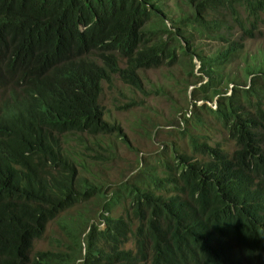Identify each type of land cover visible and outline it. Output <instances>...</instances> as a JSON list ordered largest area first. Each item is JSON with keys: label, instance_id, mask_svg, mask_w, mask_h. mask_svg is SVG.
Masks as SVG:
<instances>
[{"label": "trees", "instance_id": "obj_1", "mask_svg": "<svg viewBox=\"0 0 264 264\" xmlns=\"http://www.w3.org/2000/svg\"><path fill=\"white\" fill-rule=\"evenodd\" d=\"M185 10L173 32L154 0H0V264H264V58L243 57L264 0H185ZM186 29L221 49L204 57ZM178 54L192 60L177 84L195 79L193 104L165 98L178 113L193 109L178 132L204 161L181 154L161 173L142 162L139 181L110 189L71 142L124 138L104 117L102 83L117 77L145 93L140 71ZM205 115L232 153L196 138ZM75 207L61 227L65 250L34 254Z\"/></svg>", "mask_w": 264, "mask_h": 264}, {"label": "rangeland", "instance_id": "obj_2", "mask_svg": "<svg viewBox=\"0 0 264 264\" xmlns=\"http://www.w3.org/2000/svg\"><path fill=\"white\" fill-rule=\"evenodd\" d=\"M154 1L165 14L167 27L170 31L175 32L171 28L172 25L178 22L181 17H184L183 11L187 12L185 10V0ZM185 31L191 36L196 51L204 57H213L221 49L218 42L203 41L200 36H196L190 29ZM255 54L261 59L264 58V25H261L255 33L254 39L246 42L243 57L251 63L250 58ZM177 57L178 62L175 65L166 63L159 69L140 71V79L145 93H139V91L130 88L117 77L113 79L111 85L105 82L102 83L103 91L99 103L104 117L107 121L122 128L124 138L117 135L102 136L99 140L83 137L82 139H74L71 142L70 145L76 155L82 159L85 156L89 163L98 164L96 170L103 174L102 182L110 189H116L124 183L139 181L140 179H134V177L137 175L138 166L142 162H146L147 169L161 173V171H166L167 164H174L175 157L178 159L181 154L194 157L198 162L204 161L200 156L193 154V150L189 145V137H183L178 132L180 128L187 127V123L182 119V116L190 118L193 109L189 112L178 113L176 109L173 110V104L165 98L170 93L174 102L179 104L180 110L181 108L186 110L187 100L191 105L193 104L189 98L195 88L190 87L195 79L188 78L185 84L180 86L177 84L183 75H187L192 70V60H182L179 54ZM183 62L184 64H181ZM193 65L195 67L194 74L198 78L204 79L199 74L201 66L198 58L193 57ZM239 65L243 66L245 64L239 60L228 72L237 69ZM235 73L240 74L239 71ZM246 81V77L241 74L239 83L244 84ZM247 82L249 83V81ZM232 89H234L233 85L230 86L228 97L232 95ZM210 107L213 111H216L218 105L214 103L210 104ZM203 120L206 122L204 127L194 131L199 142H208L211 146L219 145L222 149L232 153L235 150L234 143L216 124L214 117L205 115ZM79 210V207H75L50 224L44 238L35 242L33 253L47 250H65V236L61 227L65 224V221L69 220L71 215H76ZM115 214L123 215L124 208L122 206L118 207ZM88 233L89 229L86 230V235ZM128 248H132V246L129 245ZM81 255L84 256V253H81Z\"/></svg>", "mask_w": 264, "mask_h": 264}, {"label": "water", "instance_id": "obj_3", "mask_svg": "<svg viewBox=\"0 0 264 264\" xmlns=\"http://www.w3.org/2000/svg\"><path fill=\"white\" fill-rule=\"evenodd\" d=\"M204 103L200 104V105H203Z\"/></svg>", "mask_w": 264, "mask_h": 264}]
</instances>
